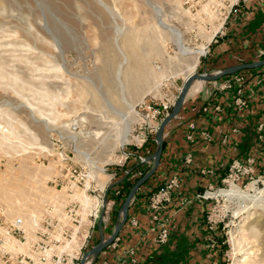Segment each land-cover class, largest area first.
<instances>
[{
    "label": "rangeland",
    "instance_id": "374dc122",
    "mask_svg": "<svg viewBox=\"0 0 264 264\" xmlns=\"http://www.w3.org/2000/svg\"><path fill=\"white\" fill-rule=\"evenodd\" d=\"M207 10L214 15L196 0H0V210L6 220H24L28 236L22 251L29 254L36 240L34 222L48 208L68 224L71 242H82L89 229L90 242L108 223L104 218H109L113 201H120L122 195L114 192L120 169L133 171L129 181L151 169L148 158L154 153L144 157L148 163L142 169L135 168L143 164L142 156H133L156 135L144 104L175 105L191 73L223 70L203 66L218 20L202 15ZM179 35L192 51L208 46L193 72L179 49ZM126 37L133 47L123 43ZM260 51L247 57L254 59L247 63L263 60ZM257 74L264 76V71ZM242 75L247 80L251 74ZM221 80L206 82L200 92H213L225 78ZM133 101L138 117L131 142L116 150L117 162H110ZM99 161L105 174L95 172L93 163ZM229 180L211 182L198 194L208 203L200 216L204 238L190 243L189 251L198 254V264H214L216 255L217 264H264V207L214 196L234 185L264 194V167L234 170ZM120 183L116 188H122ZM69 207L78 209L77 215L68 216ZM79 249L68 250L70 264L90 250L89 243ZM9 250L16 251L13 246ZM203 257H208L205 263Z\"/></svg>",
    "mask_w": 264,
    "mask_h": 264
},
{
    "label": "crops",
    "instance_id": "0c3cea01",
    "mask_svg": "<svg viewBox=\"0 0 264 264\" xmlns=\"http://www.w3.org/2000/svg\"><path fill=\"white\" fill-rule=\"evenodd\" d=\"M215 18L218 19L217 25L209 41L211 54L204 61V67L216 65V68H220L224 63L231 64L234 58L244 60L253 55L250 52L264 50V0H243L238 13L232 14L225 23L224 31L220 30L223 26L222 18L214 13L210 19L213 21ZM216 34L218 38L213 40ZM258 72L254 71L244 84V96L248 104L240 110L235 104V87L225 91L200 92L206 82L193 83L183 113L165 129L166 147L161 170L143 189L138 190L140 195L135 196L130 204L128 221L120 232L117 243L97 257L88 259L86 264L155 263L152 262L151 250L153 243H157L159 225L162 222L158 224L152 221L150 198L154 188L161 187L169 179L178 178L180 187L173 195V202L161 211L160 219L171 220L169 224L172 233L174 229L178 230L175 238L185 236L184 239L191 243L197 238L195 230H198L200 224V214L208 206L206 200L198 199V194L208 189L211 182H218L223 171L226 174V164L237 156L244 159L253 156L264 167V129H260L264 125V76L257 74ZM215 106H221L222 110L216 112ZM191 133L195 135L193 141L187 139V135ZM225 137H229L228 142H224ZM154 141L156 142V135L149 138L144 149L152 147ZM149 153L148 151L150 156ZM243 153L248 155L242 156ZM134 155L137 156L138 153H133ZM188 155L192 156L191 163L186 162ZM134 165L131 167L134 168ZM133 176L129 168L120 169L116 182H121L123 187V181L126 178L129 181ZM118 200L116 198L113 201L114 208L109 218L103 216L108 221L104 223V230L99 227V231L94 232L92 240L88 242L90 249L114 233L122 210ZM133 220L137 221V225ZM175 257L180 261L165 264H198V254L189 253V257ZM168 258L173 259L169 256Z\"/></svg>",
    "mask_w": 264,
    "mask_h": 264
},
{
    "label": "built area",
    "instance_id": "2783aa9c",
    "mask_svg": "<svg viewBox=\"0 0 264 264\" xmlns=\"http://www.w3.org/2000/svg\"><path fill=\"white\" fill-rule=\"evenodd\" d=\"M198 6H209L213 10L212 13L221 14L223 19V26L226 21L232 14L238 13V10L241 6L243 0H196ZM207 18L210 14H205ZM217 37V34L213 38V40ZM264 56V51H260L259 57ZM222 81V80H221ZM246 83V79L243 78V75L240 73H236L226 77L223 83L220 84L219 88H216L213 92L230 90L233 87L236 88V99L235 104L237 109L245 108L248 104L247 99H245L244 93V84ZM174 104L170 102H163L159 106L154 104H144L147 110H150L152 114L150 118L149 128H151V132L156 134L159 125L162 120L168 116ZM214 110L216 112H220L222 110L221 106H215ZM260 129H264V125L260 126ZM195 138L194 134H188L187 139L189 141H193ZM229 137H225L224 142H228ZM140 160L143 164L146 165L148 163L147 158L140 157ZM187 163L192 162V156L188 155L186 158ZM257 166L258 162L255 157L250 156L246 160L241 159H233L226 171L225 176L220 180L221 183L227 182L230 184V178L232 177V172L234 170L243 171L247 170L248 166L252 168V166ZM210 173H213L211 171ZM141 174V173H140ZM235 181V180H234ZM233 182V181H232ZM180 187L179 179L173 177L166 181L161 187L156 190L151 198H150V208L152 210V221L158 223L162 222L160 226V232L157 236L156 242L159 244H165L168 242L170 233H171V225L169 224L170 220L166 219L161 221L160 213L164 210L171 202V199L175 192ZM210 188V187H209ZM114 192L118 195L120 194V190L118 188H114ZM200 197L204 198L200 195ZM205 199V198H204ZM74 207L66 208V213L68 216L77 215V211L74 212ZM95 212H98L99 209ZM43 213V212H42ZM54 209L48 208L45 210L43 214L39 217V221L36 219L35 224V235L36 240H34L30 245L29 254H26L24 251L20 249V246L25 244L27 230L24 225V220L22 218H16L15 220H6L2 212L0 210V264H70L69 258L70 254L68 252V241L69 240V227L65 222H61L58 219L54 218ZM96 213L91 214L90 217H96ZM133 223L137 225V221L133 220ZM159 224V223H158ZM34 227V228H35ZM83 241L80 246V251L86 249L88 246L89 239L91 238L90 229L83 234ZM118 239L115 241L116 244ZM113 244V245H114ZM13 246L15 248V252L9 250ZM21 250V251H20ZM83 253L82 255H84ZM83 257V256H82ZM82 259V258H81ZM77 256L75 260L78 263L81 261Z\"/></svg>",
    "mask_w": 264,
    "mask_h": 264
},
{
    "label": "water",
    "instance_id": "95a60500",
    "mask_svg": "<svg viewBox=\"0 0 264 264\" xmlns=\"http://www.w3.org/2000/svg\"><path fill=\"white\" fill-rule=\"evenodd\" d=\"M263 66H264V59L260 60V61H256V62H250V63L240 64V65L232 66L229 68H225L223 70H220L218 72V74L215 76H211V74H208V73L196 74L195 76H192L191 78L186 80V82H185V84L181 90V94L178 97L177 102L173 106L171 113L162 120V122L159 125V128L156 132V143H157L156 151H155L154 155H152L150 158H148L149 161L153 160V165H152L151 169L143 176V178H141L135 184V186L130 190L127 198L125 199V202L123 203L122 210H121V218L119 219V221L115 227L114 233L107 240L103 239L102 242H100L97 246L88 250L83 255L79 264H86L87 259H90L92 257H97L102 252L107 250L110 246H112L115 243V241L118 239L120 232L122 231L126 222L128 221L129 208H130L131 202L135 198L140 187L142 185H144L156 173L158 167L160 166V162H161V158H162V154H163V145H164V141H165V139H164L165 129L174 119H176L177 117H179L183 113L185 103H186V99H187V96L189 94L192 81L196 78H200V79H203L207 82L214 83V82L219 81L223 77L233 75V74H236V73H239L241 71L248 70V69L261 68ZM205 91H207V89ZM105 201H106V196H105ZM101 222L102 221L99 222L100 226H101Z\"/></svg>",
    "mask_w": 264,
    "mask_h": 264
},
{
    "label": "bare ground",
    "instance_id": "6f19581e",
    "mask_svg": "<svg viewBox=\"0 0 264 264\" xmlns=\"http://www.w3.org/2000/svg\"><path fill=\"white\" fill-rule=\"evenodd\" d=\"M208 12L209 11L207 10L204 13L205 14H208ZM205 14H202V15H205ZM208 17H210V16H208ZM210 40H211V38H210ZM132 41L133 40L131 38L126 37L124 39L123 43L126 46H128L129 48H131V47H133V42ZM177 43H178L179 49L183 53V56H185V58H184L185 64L190 69V71L193 72L196 69V67H197V65L199 63L200 58L205 54L206 47H203L202 49H200L198 51H192L188 47H186V42H185L183 36H180V35H179V38H178V42ZM132 50H134V49L132 48ZM217 74H215V75H217ZM195 75L196 74H192L191 73L187 77V80L189 78H191L192 76H195ZM215 75H212L211 74V76H215ZM196 81L207 82V81H205L203 79L196 78V79H194L192 81V84L190 86V89H191L193 83L196 82ZM137 97L139 98V100H143L144 99V98H142L141 94L140 95H137ZM96 102L99 103L98 100H96ZM136 105H137V103H135L133 101L132 103H130V105L128 107V111H129L128 112V115H130V119H129V122H128V120L126 121L127 125H126L123 133H120L119 134V137L117 139V142L114 144L113 151L108 156L109 157V160L108 161H110V162H117L118 161V158H119V155L117 154V151L116 150L117 149H122L127 143H130L131 142V138H132V131H131L132 130V125H133V123L136 121V119L138 117V112H137V109H136ZM127 119H128V117H127ZM96 135H98V133ZM133 138L135 140H139V138L137 136H135ZM95 144H97V143H95ZM102 166H104V163L102 161L101 162L99 161V163H97V164L96 163H93V167L96 169L95 172L98 175L105 174L104 173V169L105 168L103 169ZM232 184L234 185V183H232ZM220 195L226 196L227 198H230V199L236 197L238 199L240 198V199H244L246 201L249 200L248 202H250V201L253 202L254 201V202H256L255 204H258L261 207H264V194L262 192H257V193L255 192V194H250V193H246V192L242 191L241 188H239L236 185H234V186L231 187V189H228V190H220L216 194H214V196H220ZM81 243H82L81 241H77L74 238V240L72 242H69L68 243V249H69V251H71V250L74 251L75 249H79L80 246H81ZM73 245H75L76 247L74 246V248H71Z\"/></svg>",
    "mask_w": 264,
    "mask_h": 264
},
{
    "label": "trees",
    "instance_id": "16d2710c",
    "mask_svg": "<svg viewBox=\"0 0 264 264\" xmlns=\"http://www.w3.org/2000/svg\"><path fill=\"white\" fill-rule=\"evenodd\" d=\"M251 51V50H250ZM239 52H241V49H239ZM258 51H256V53H257ZM251 54H253V52H250ZM264 59V58H263ZM245 60V59H244ZM252 60H254V59H247L246 58V60H245V62L247 63V62H249V61H252ZM236 64H228V63H224V66H223V69H225V68H229V67H232V66H235ZM264 68V66L263 67H261V68H257V69H248V70H244V71H241V72H239L240 74H242V73H245V74H247V75H249V74H253L254 73V71H259V72H262L261 70ZM218 70V69H217ZM230 76V75H229ZM229 76H226V77H229ZM251 79V78H250ZM247 80H248V78H247ZM156 147H157V145H156V142L154 141V143H153V146L152 147H149V148H147V149H142V150H140V151H136V153H138V155L139 156H142V157H148L149 155H148V151L150 152V155H152V153H155V151H156ZM165 147H166V141H164V145H163V154H162V158H161V161H162V159H163V155H164V150H165ZM248 149H249V147H248ZM244 154L246 155L247 153H243V154H241L242 156H244ZM248 155V154H247ZM234 159H241V160H246V159H244V157H239V156H237V157H235ZM231 162V161H230ZM230 162H228L227 164H226V167H225V169H226V171H227V169H228V165H229V163ZM141 167V169L143 168V167H145V164H141L139 167H136V168H140ZM161 168V162H160V166L158 167V169H157V171H156V173L144 184V185H142L140 188L141 189H143V187L147 184V183H149L150 181H152L156 176H157V174L159 173V171L161 170L160 169ZM148 169H145V172L142 174V175H140V176H137L134 180H132V181H128L127 180V178L123 181V187L122 188H120L119 190H120V194L122 195L121 197H120V204H123L124 202H125V199L127 198V196H128V194H129V192H130V190L135 186V184L141 179V178H143V176L148 172L147 171ZM129 172H133V171H130V169H129ZM221 175L222 176H220V178H219V181L223 178V176L225 175V173H224V171H223V173H221ZM128 177V176H127ZM160 186V185H159ZM115 187H120L119 186V183H117L115 186H114V188ZM158 186L157 187H155L154 189L155 190H153L152 192H151V194L153 193V192H155L156 190H158ZM111 193H113V192H111V191H109V193H108V198L110 197V194ZM150 194V195H151ZM139 195H140V192H137V194H136V197H139ZM201 200H205L204 198H201ZM204 212V211H203ZM203 212L200 214V216L202 215L203 216ZM202 222L200 221V224L198 225V227H197V229L198 230H195V232H196V234H195V236L197 237L196 238V240H193L192 242H191V244L192 243H196V244H198V241L200 240V239H202V238H204V232L202 231L203 230V227L201 226L202 224H201ZM177 229H174V231H173V233H172V228H171V233H170V237H169V240H168V243H165V244H156L155 242L153 243L154 245V247H153V249L151 250V257H152V262H155L154 264H157V262L158 263H160V264H165V262H167V263H170V262H179L180 261V259L178 260L177 258L178 257H175L174 258V256H179V258L180 257H186L185 255H189V253H190V246H191V244H190V241H186V239H184L185 238V236H182V237H180V238H175V234H177ZM204 231H205V229H204ZM198 232V233H197ZM200 232H201V234H200ZM208 236V235H207ZM206 237V236H205ZM168 244V245H167ZM188 248V249H187ZM176 249V250H175ZM173 251V252H172ZM160 254H162V255H160ZM164 255H166V257H164ZM169 257H171V258H173V259H170V258H168V256ZM167 259V260H166ZM218 258H217V255L216 256H214V258H213V261H214V264H217V260ZM166 260V261H165ZM206 262V258H205V260H204V263ZM212 262V261H211Z\"/></svg>",
    "mask_w": 264,
    "mask_h": 264
}]
</instances>
